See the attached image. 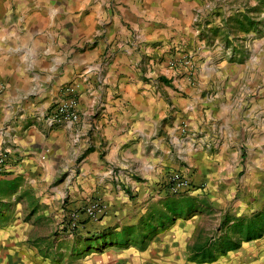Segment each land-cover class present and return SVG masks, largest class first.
Returning <instances> with one entry per match:
<instances>
[{
  "label": "crops",
  "instance_id": "crops-1",
  "mask_svg": "<svg viewBox=\"0 0 264 264\" xmlns=\"http://www.w3.org/2000/svg\"><path fill=\"white\" fill-rule=\"evenodd\" d=\"M199 11L197 0H0L2 173L35 198L42 184L47 205L95 197L107 208L104 232L89 241L52 220L57 235L40 245L43 223L12 220L0 227V264H197L192 257L244 254V238L232 248L218 242L264 206V62L212 59L193 83L168 67L192 49ZM68 87L79 123L47 125ZM174 173L190 191L161 187ZM217 209L230 220L213 224ZM202 217L207 245L193 238ZM252 240L260 245L264 233Z\"/></svg>",
  "mask_w": 264,
  "mask_h": 264
},
{
  "label": "rangeland",
  "instance_id": "rangeland-1",
  "mask_svg": "<svg viewBox=\"0 0 264 264\" xmlns=\"http://www.w3.org/2000/svg\"><path fill=\"white\" fill-rule=\"evenodd\" d=\"M197 3L200 11L196 13L192 27L195 43L192 49L179 52L178 55L173 54L166 62L168 67L180 70L187 76L185 69L171 67L169 63L184 55H190L193 64L191 79L193 83L199 70H206V62L212 59H219L217 62L234 68H241L240 65H244L245 62L255 60L264 62V0H197ZM241 174L242 172L238 171L235 176L236 181L240 180ZM23 185L21 180L7 178V174L2 173L0 168V227L20 218L21 220H38L35 221L38 228L43 223V229L37 242L44 246L49 244L50 238L57 235L51 225L52 220H62L60 225L64 227L59 231L74 239L78 236L89 241L104 232L102 221L105 214L98 218H88L82 210L84 202L88 199L75 205L76 207L71 206L67 198H64L60 205L55 202L47 205L41 201L42 197H45L46 187L38 184L36 186L38 194L35 198L33 190L24 188ZM18 206H20L19 210H17ZM217 210L212 218L213 224L214 220L226 222L230 220L222 209ZM74 213L77 216L75 219L71 217ZM202 220L204 221L205 218L202 217ZM238 220L237 225L227 226V232L220 237L223 239H220L218 244L222 247H238L241 239L244 238L243 255L192 257V263L264 264V240L260 242V245L252 242V238L262 236L264 233V206L260 212L245 213ZM240 220H243V223ZM202 223V230L194 232L193 238L196 244L207 245L211 234H208L210 232L208 225L205 231V221ZM218 227L225 228L224 225Z\"/></svg>",
  "mask_w": 264,
  "mask_h": 264
},
{
  "label": "built area",
  "instance_id": "built-area-1",
  "mask_svg": "<svg viewBox=\"0 0 264 264\" xmlns=\"http://www.w3.org/2000/svg\"><path fill=\"white\" fill-rule=\"evenodd\" d=\"M169 65L171 67H180L185 69L187 78L189 80L192 79L193 64L192 57L190 55H184L180 58L174 59L169 63ZM62 93L64 96L45 118V122L49 126H52L54 124H67L74 126L77 125L80 121L78 102L74 94V89L68 87L65 88ZM8 153L9 151H7L6 149L0 151V167L5 164ZM161 187L167 190L170 194L175 195L190 191L191 183L183 175L174 173L170 175L164 183H162ZM82 210L88 218H98L106 214L107 208L101 200L93 197L84 203ZM71 217L75 219L77 217L76 213L72 214ZM71 225L73 226L74 223L72 222Z\"/></svg>",
  "mask_w": 264,
  "mask_h": 264
},
{
  "label": "trees",
  "instance_id": "trees-1",
  "mask_svg": "<svg viewBox=\"0 0 264 264\" xmlns=\"http://www.w3.org/2000/svg\"><path fill=\"white\" fill-rule=\"evenodd\" d=\"M97 237H100V236H97ZM92 239H94V238H92ZM92 239H91V240H92ZM95 239H96V238H95Z\"/></svg>",
  "mask_w": 264,
  "mask_h": 264
}]
</instances>
